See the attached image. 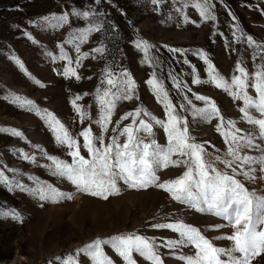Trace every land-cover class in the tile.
Returning a JSON list of instances; mask_svg holds the SVG:
<instances>
[{"label": "rangeland", "instance_id": "rangeland-1", "mask_svg": "<svg viewBox=\"0 0 264 264\" xmlns=\"http://www.w3.org/2000/svg\"><path fill=\"white\" fill-rule=\"evenodd\" d=\"M213 3L217 17L215 21H203L198 12L189 7L184 8L183 12L193 22L183 23L182 17L176 12L181 4L173 3V0H163L158 8L150 0H102L98 7L105 13L102 19L106 21V27L81 45V53L89 52V57L81 60L79 67H75L77 53L71 45H64L80 76L76 80L74 77L58 75L67 61L53 62L46 53L58 56L57 45L63 44L75 28L86 27L87 21L70 18L68 25L55 30L39 21L44 16L69 11L71 7L81 10L93 7L90 0H0V127L15 128L22 131L25 137L20 139L0 132V170H4L10 180L29 188L36 186L32 179L35 178L40 184H51L65 196H71V199L62 198L56 202L41 201L30 193L20 192L19 189L9 190L7 185L0 184V213H8L7 216L0 215V264H59L58 257L74 254L77 249L97 238L107 239L124 233H138L158 243L175 239L178 238L176 233L157 230L150 225L177 219L195 226L215 246H230V242L222 238L233 232L227 222L211 213L199 212L175 202L168 193L155 186L135 189L120 182L119 193L103 199L78 191L71 182L53 176L43 167L50 163L43 154L70 162L67 149L56 144L44 121L4 98L8 93H15L32 100L42 110L55 114L71 134L82 142L78 134L84 129L91 127L94 135L100 132L93 121L98 118L95 95L103 69L113 66L117 74L127 70L136 82L138 99L117 102L111 117L112 123L105 134V143H108L109 137L132 122L131 117L123 121L121 117L138 107L146 108L159 119H165L163 106L157 103L151 88L146 84L154 71L164 81L173 103L179 105L184 102L182 94L176 92L168 76V73H172L192 89L187 95L193 99L196 107H202L203 102L196 101L193 93L209 97L226 119L236 120L237 126L247 131L251 126L242 122L239 112L242 102L233 101L229 94L211 83L193 85L191 73L195 68V75L202 81L208 80L207 65L194 55L198 50L207 53L216 70L225 77L234 73L239 60H243V66L249 72H255L261 61L254 60L253 54L259 55L260 50L249 47L245 42H237L236 36L240 35L237 31L239 28L245 36H251L264 45V0H213ZM229 11L235 16V21L228 14ZM107 26H111V30ZM29 35L37 43L29 40ZM137 39L146 40L154 46L151 54L158 57V68L142 63L144 54L133 46ZM100 40H104L107 46L106 54L103 59H92L95 54L91 53V49L99 46ZM169 48L181 49L184 55L170 53ZM12 56L23 62L33 79L21 72L11 59ZM184 60L188 64L183 63ZM36 80L44 86L35 83ZM248 91L253 97L256 96L253 89L249 88ZM76 96L82 97L77 104L90 117L83 123L79 121L71 103ZM184 115L189 120L190 134L197 142L207 141L218 149L225 148L222 137L216 131V119L210 123L193 124L190 114ZM153 131L158 143L165 144L163 129L155 126ZM124 141L125 137H121L120 143ZM36 146L43 152H38ZM20 150L35 156L41 166L22 160ZM208 151L214 152L211 147H208ZM81 152L87 158L88 153L83 149ZM246 154L258 155L256 152ZM8 169H15L17 174L14 175ZM183 171L182 167L170 166L160 170L158 176L164 182L178 178ZM256 176L255 182L244 181L243 177L238 179L250 190L260 193L264 191V174L257 171ZM12 213H17L19 219L13 218ZM104 247L114 264H123L115 252L108 246ZM193 252L192 247L175 251L160 249L164 264H183L180 257L190 256ZM134 258L137 264H148L139 256L134 255ZM81 260L83 264H89L83 256ZM252 264H264V253L255 257Z\"/></svg>", "mask_w": 264, "mask_h": 264}, {"label": "snow or ice", "instance_id": "snow-or-ice-1", "mask_svg": "<svg viewBox=\"0 0 264 264\" xmlns=\"http://www.w3.org/2000/svg\"><path fill=\"white\" fill-rule=\"evenodd\" d=\"M162 2L163 0H150L157 8ZM177 2L181 7L176 8V12L182 17L183 23L193 22L183 12L184 8L189 7L195 9L205 22L217 19L213 11L215 7L213 0H173V3ZM90 3L94 6L83 10L71 7L69 11L44 16L39 21L53 30L68 25L70 18L87 21L86 27L75 28L63 44L57 45L58 56L51 52L46 53L53 62L67 61L62 71L57 73L65 78L74 77L79 80L80 76L73 67V60L65 51L64 45H71L77 53L75 67H79L81 60L90 55L89 52L81 53V45L87 43L94 33L99 34L106 27V21L102 19L105 13L98 7L102 0H90ZM228 14L235 21V16L230 11ZM169 19L172 17L169 16ZM30 23L35 24L37 21ZM107 27L111 30V26ZM237 31L240 32V35L236 36L237 42H245L249 47L260 50L259 55L255 52L253 54L254 60L261 61L255 72H249L247 67L243 66V60H239L235 64L234 73L230 77H225L216 70L207 53L198 50L194 55L207 65L208 80L202 81L195 75V68L191 74L193 85L211 83L215 88L229 94L233 101L242 102L239 108L242 122L251 126L247 131L239 128L236 120L226 119L209 97L193 93L196 101L203 102L202 107H196L193 99L187 95L192 89L172 73H168V76L176 92L182 94L184 102L179 105L173 103L164 81L154 71L146 84L151 88L157 103L163 106L165 119H159L146 108L138 107L121 117V121L131 117L132 122L109 137L108 143H105V134L112 123L111 117L117 102L138 99L136 82L127 70L117 74L113 66L103 69L100 86L95 95L98 118L93 121L100 132L94 135L91 127L84 129L78 134L82 142L71 134L55 114L46 109L42 110L32 100L15 93H8L4 97L11 104L34 113L44 121L52 132L56 144L67 149L70 162L44 153L50 163L43 167H46L53 176L71 182L78 191L107 199L108 195L119 193L120 182L135 189L155 186L168 193L171 200L199 212L211 213L227 222V226L233 229L231 235L222 237L230 242L229 247L223 248L215 246L199 229L182 220L155 223L150 227L170 230L176 233L178 238L158 243L155 239L134 232L113 235L107 239L97 238L77 249L74 254L58 257L59 264H83L82 256L89 264H114L106 254L104 246L115 252L123 264H137L134 255L143 258L148 264H164L160 254L161 248L175 251L183 247H192L194 249L192 255L180 257L183 264H252L255 257L264 253V191L258 193L256 190H250L241 179H238L243 177L244 181L255 182L257 171L264 174V45L253 40L251 36H245L239 28ZM28 39L34 44L37 43L30 35ZM133 46L144 54L142 63L156 68L160 66L158 57L151 54L154 46L148 41L137 39ZM106 51L104 40H100L99 46L91 49V53L95 54L91 58L103 59ZM168 51L184 55L181 49L169 48ZM11 59L26 77L33 79L19 58L12 56ZM183 63L188 64V61L184 60ZM35 83L44 86L38 80ZM249 88L255 91V97L249 94ZM80 99L81 96H76L71 103L79 121L83 123L90 117L87 111L77 104ZM184 113L190 114L193 124L210 123L216 119L218 121L216 131L222 137L225 148L218 149L207 141L197 142L190 134L189 120ZM155 126L163 129L166 135V143L163 145L155 138L153 131ZM113 131L116 132V129ZM0 132L20 139L25 138L23 132L15 128L0 127ZM121 137H125L123 144L120 143ZM208 147L214 152H209ZM82 149L88 153L87 158L82 155ZM36 150L43 152L39 146H36ZM248 152H256L258 155L246 154ZM19 155L22 160L41 166L36 157L29 153L20 150ZM170 166L182 167L184 171L178 178L161 182L158 172ZM8 171L17 174L15 169ZM32 179L36 186L29 188L18 181L10 180L5 171L0 170V184L7 185L9 190L19 189L20 192L30 193L41 201L71 199L70 195L65 196L53 185L40 184L35 178ZM0 215L7 216L8 213ZM12 216L19 219L17 213H12Z\"/></svg>", "mask_w": 264, "mask_h": 264}]
</instances>
